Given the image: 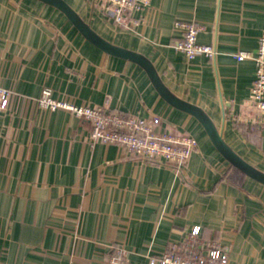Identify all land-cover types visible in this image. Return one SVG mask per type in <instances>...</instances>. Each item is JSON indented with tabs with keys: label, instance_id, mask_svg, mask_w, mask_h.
<instances>
[{
	"label": "crops",
	"instance_id": "crops-1",
	"mask_svg": "<svg viewBox=\"0 0 264 264\" xmlns=\"http://www.w3.org/2000/svg\"><path fill=\"white\" fill-rule=\"evenodd\" d=\"M96 36L145 58L170 94L200 108L224 143L264 174V110L254 107L264 0H152L136 29L114 23L102 0H62ZM205 27L199 43L216 59L175 49L177 23ZM0 264H110L123 246L130 264H150L195 227L229 264H264V184L235 167L203 124L170 104L139 62L110 53L42 0H0ZM77 106L144 119L158 116L198 149L182 172L92 142L66 110L38 105L44 89Z\"/></svg>",
	"mask_w": 264,
	"mask_h": 264
},
{
	"label": "built area",
	"instance_id": "built-area-1",
	"mask_svg": "<svg viewBox=\"0 0 264 264\" xmlns=\"http://www.w3.org/2000/svg\"><path fill=\"white\" fill-rule=\"evenodd\" d=\"M103 10L116 24L129 29H136L145 24L146 12L152 0H102ZM183 33L182 41L175 49L186 54L189 60L197 56L216 59L215 46L199 43V34L205 30L195 22L177 23ZM238 62L252 60L256 63V77L251 89L254 107L264 110V37L259 40L256 53L240 51L234 54ZM11 91L0 86V112L6 113L10 107ZM45 110H66L91 128L92 142L121 147L129 156L143 161H154L182 172L187 169L193 154L198 149V142L190 135L174 133L164 126L162 119L154 116L150 119L133 115H123L117 111H108L101 107L77 106L53 96L50 89L43 90L37 100ZM200 227H195L184 242L174 243L159 258L150 264H229V248L219 241L207 245L200 240ZM110 264H130L123 246H116Z\"/></svg>",
	"mask_w": 264,
	"mask_h": 264
},
{
	"label": "water",
	"instance_id": "water-1",
	"mask_svg": "<svg viewBox=\"0 0 264 264\" xmlns=\"http://www.w3.org/2000/svg\"><path fill=\"white\" fill-rule=\"evenodd\" d=\"M44 2L50 3L60 10H62L68 18L77 26V28L81 31L83 35L89 38L92 42H94L100 48L119 55L125 58L133 59L140 64H142L149 72L154 84L158 88L161 95L174 107H177L183 111L188 112L189 114L195 116L206 128L208 134L212 138L213 142L217 146V148L224 154L226 158L237 168L242 170L246 175L251 178L261 182L264 184V174L253 168L251 165L242 160L239 156H237L222 140L217 128L210 120V118L198 107L187 104L178 98L174 97L172 94L168 92V90L164 87L161 80L159 79L156 71L152 67L149 61L145 58L137 56L131 52H125L123 50H119L118 48H114L100 39L98 36L92 32L87 25H85L78 16L74 13V11L69 8L62 0H42Z\"/></svg>",
	"mask_w": 264,
	"mask_h": 264
}]
</instances>
